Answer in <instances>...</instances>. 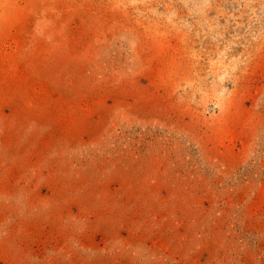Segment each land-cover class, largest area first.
I'll list each match as a JSON object with an SVG mask.
<instances>
[{"label":"rangeland","instance_id":"374dc122","mask_svg":"<svg viewBox=\"0 0 264 264\" xmlns=\"http://www.w3.org/2000/svg\"><path fill=\"white\" fill-rule=\"evenodd\" d=\"M0 264H264V0H0Z\"/></svg>","mask_w":264,"mask_h":264}]
</instances>
